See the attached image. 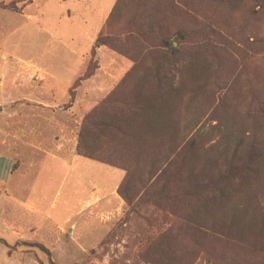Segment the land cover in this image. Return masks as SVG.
<instances>
[{
    "label": "rangeland",
    "instance_id": "1",
    "mask_svg": "<svg viewBox=\"0 0 264 264\" xmlns=\"http://www.w3.org/2000/svg\"><path fill=\"white\" fill-rule=\"evenodd\" d=\"M70 1L0 0V90L6 97L26 87L31 98L53 103V122L40 116L49 130L45 152L62 159L75 153L102 166L71 174L69 181L64 167L44 165L26 196L36 211L9 204L0 182V264H207L185 241V220L228 226L220 209L201 206L190 213L180 199L136 203L135 196L149 172L167 163L178 189L188 170L223 175L230 166L243 170L252 135L264 141L258 112L264 104L263 8L251 0H114L90 39L73 48L33 35L32 25L22 27L23 20L35 24L43 8L54 10L58 23L72 20ZM68 51L73 59L57 53ZM122 82L127 87L119 89ZM133 89V105L123 117L116 115L119 129H97L109 121L103 102ZM6 108L0 111V131L13 112L9 132L19 133L25 111L17 101ZM79 135L82 155L91 158L79 153ZM6 139L15 173L29 150L15 137ZM0 142L4 153L3 137ZM255 160L259 178L230 183L227 198L238 200L234 189H246L241 198L247 201L251 186H264V154ZM120 188L132 204L124 202ZM243 232L254 236L245 227Z\"/></svg>",
    "mask_w": 264,
    "mask_h": 264
},
{
    "label": "trees",
    "instance_id": "2",
    "mask_svg": "<svg viewBox=\"0 0 264 264\" xmlns=\"http://www.w3.org/2000/svg\"><path fill=\"white\" fill-rule=\"evenodd\" d=\"M251 1L254 2V6L264 10V0ZM96 45H99V47L105 46L101 40H97ZM164 46L169 48L168 42H164ZM169 51L175 52L171 49ZM124 86L126 84L122 82L119 89ZM135 91V89L131 90L130 95L126 97H122L123 95L120 93L112 94L111 98L105 100L102 104L104 110H102L104 112L102 115L107 116L109 121L107 120L106 123L99 125L97 129L107 128L109 125L119 129L117 125L119 124L118 120H121V118L116 117V115L123 117L121 113L127 112L131 108V105H133L131 102L134 99L132 98V92ZM119 92L123 91L119 90ZM117 105L124 106L120 109ZM258 112H263L261 118L264 122V104H259ZM83 141L82 135H79L78 151L81 155ZM240 143L241 141H237L235 147L238 148ZM249 153L251 154L243 170L230 166L224 175L220 172L217 174H210L208 171L204 173L201 171L202 169L197 172H194V169L188 170L186 177L182 179L181 186H179L180 189L176 188L178 183L172 179L173 174L169 173L170 163H167L164 170L149 172L150 177L142 186V191L135 196L136 203H141L144 199L158 200L155 201L157 203L159 201H169L170 199L171 202H175L180 199L184 208L190 213L198 210L201 206L208 208L210 211L220 209L223 219L231 221L228 226L209 224L208 221L201 223L195 218L185 220V241L191 245L194 253L196 255L200 253L207 257L205 259L207 264H242L244 262L264 264V186H260L259 189L255 188L256 190L253 189L254 186H251L252 188L249 189L248 194L251 200L247 198V201H244L241 198L246 189H234L233 192L238 195V200L234 201L227 198L233 190L231 187H227L230 183H239L243 176L244 178L250 176L259 178V171L255 167V159L262 157V154H264V141L260 142L252 135ZM258 153H260L259 156H257ZM82 156L92 157L85 152ZM124 170L129 174L126 167ZM199 177H201V180H199ZM227 178L231 179L232 182L227 183ZM223 184H226V187ZM171 192H177L178 195L170 198ZM118 194L126 204L133 203L131 197L124 193L122 188L119 189ZM261 197L263 198L261 199ZM243 227L253 231L254 236L246 237ZM211 245L212 247H210ZM35 247L49 257V252L45 248L36 245Z\"/></svg>",
    "mask_w": 264,
    "mask_h": 264
},
{
    "label": "crops",
    "instance_id": "3",
    "mask_svg": "<svg viewBox=\"0 0 264 264\" xmlns=\"http://www.w3.org/2000/svg\"><path fill=\"white\" fill-rule=\"evenodd\" d=\"M115 1L71 0L70 2L75 10V16L71 18L72 20L69 19L68 21L65 20L58 23L57 20H54L57 17H55L56 12L49 9L45 11V8H43L40 10L39 16H37L38 21L35 24L32 23L33 19L23 20L25 22L23 23L22 27H26L28 24L32 25V27L34 26L32 28L34 29V32H31L33 35L35 33V36H39L41 38L44 37V40L49 39L57 41L61 39L63 44L70 45L73 48V45L78 46L77 44H83L90 39L91 32L100 24L101 20L107 13L110 14L112 8L114 7ZM14 28H16L18 31L21 29V27L17 26ZM57 53H60L61 55H64L70 59H73L74 57L69 51L67 53ZM6 93L7 91L0 90V111L1 109H7L6 106L8 104L12 105L17 101V103H19L21 112H25L21 113L19 133L14 134L10 133L9 131H11L12 124H14V116L16 113L9 112L8 115L5 113L10 118L9 120H4L5 125L7 126L4 127L3 132L0 131V137H3L4 144L7 142V137H15L20 141V148L24 147L26 150H29L30 155L21 159V168L18 172L13 173V147L10 146L9 148V146H7L8 144H5L3 148L6 151H9V153L6 154V151L4 153L1 152L0 146V182L3 183L5 193L4 197L9 202V204L23 205L29 210L36 211L37 208L35 206L37 204L35 202H29L28 199H26V196L32 190L34 184L38 181V176L43 171L44 165L51 164L55 167H64V171L66 175L69 176L70 181V178L73 177L71 174L83 173L86 175L92 171L93 166L101 167L102 164L96 162L93 164L92 160L77 156L75 153H72V155L69 156V158L67 157V159H62L59 157L60 155L54 152H45L47 149H44L43 140L44 136L49 132V130L44 131L40 116L44 114L48 115L49 118L45 119L47 121L53 122L54 118L51 111L53 103L31 98V93L26 90V87H23L20 90L9 91V94L5 97ZM12 96H14V98ZM6 99H9V101ZM49 129H52V132L55 131L52 125ZM43 152L45 154H43ZM43 157L46 159H41ZM1 168L5 172V174L2 176ZM54 170L55 169H49L46 172L53 174Z\"/></svg>",
    "mask_w": 264,
    "mask_h": 264
},
{
    "label": "water",
    "instance_id": "4",
    "mask_svg": "<svg viewBox=\"0 0 264 264\" xmlns=\"http://www.w3.org/2000/svg\"><path fill=\"white\" fill-rule=\"evenodd\" d=\"M170 46H172V45H170Z\"/></svg>",
    "mask_w": 264,
    "mask_h": 264
}]
</instances>
